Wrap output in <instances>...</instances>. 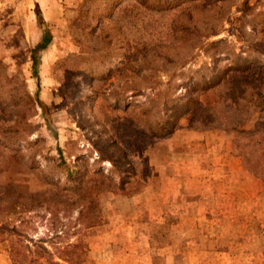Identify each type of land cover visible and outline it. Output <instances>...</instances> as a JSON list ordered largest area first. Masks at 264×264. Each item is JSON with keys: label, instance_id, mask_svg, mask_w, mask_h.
I'll list each match as a JSON object with an SVG mask.
<instances>
[{"label": "rangeland", "instance_id": "1", "mask_svg": "<svg viewBox=\"0 0 264 264\" xmlns=\"http://www.w3.org/2000/svg\"><path fill=\"white\" fill-rule=\"evenodd\" d=\"M243 1H233V16ZM248 1L264 10V0ZM81 2L0 0V130L18 129L11 142L0 136V222L10 217L12 188L36 201L35 211L27 214L35 216L33 239L44 237L51 222L74 226L78 210L88 202L70 201L77 191H71L65 166L56 167L61 157L68 167L76 165L96 179L103 174L92 196L96 208L84 217L98 216L100 222L83 239L88 248L83 264H264V198L242 192L232 170L241 167L251 179L261 180L251 172H264V113L226 109L228 85L200 92L211 53L192 52L171 27L175 20L188 21L181 13L187 5L143 17V23L152 22L146 29L140 17L135 27L107 23L106 34L112 35L104 38L90 27H71ZM37 15L49 39L36 51L34 65L31 52L42 40ZM199 17L193 10L194 21ZM122 32L140 38L138 47L147 33L155 34V48L146 59L124 65L115 57L118 48L127 49L125 41H117ZM219 38L234 44L226 34L209 41ZM107 52L113 55L109 64L102 58ZM187 91L198 106L177 120L172 134L153 137L140 109L160 96L166 110ZM11 96L19 102V117ZM26 98L31 99L29 112ZM166 113L160 117L167 118ZM199 133L207 138L197 165L187 146ZM208 144L215 147L217 160ZM213 161L220 169L215 173ZM67 204L70 212H65ZM51 211L58 213L54 220ZM0 264H11L1 236Z\"/></svg>", "mask_w": 264, "mask_h": 264}, {"label": "trees", "instance_id": "2", "mask_svg": "<svg viewBox=\"0 0 264 264\" xmlns=\"http://www.w3.org/2000/svg\"><path fill=\"white\" fill-rule=\"evenodd\" d=\"M233 1L82 0L71 27L81 30L90 27L92 33L97 32L98 36H102L107 33V23L122 21L135 27L136 20L140 17L142 28L146 29L148 26H152V22L143 23V17L164 16L187 5L181 13L184 19L188 18V21L175 20L171 23V27L175 35L180 34L192 52L196 48H203L205 53H211V64H207L209 68L204 67L209 74L200 81V92H207L219 86L228 85L226 109H233L241 113L250 109L264 113V10L257 11L256 7L251 5L248 0H244L236 8L237 15L233 16L230 13ZM193 10H197L200 14L197 21L192 18ZM116 17L119 20H116ZM197 22L201 23L202 27H196L194 23ZM37 23L42 31V40L31 52V61L34 65L36 64L34 56L36 51L43 49L49 39L46 24L39 15H37ZM147 34L149 38L140 47H138L140 38L134 39L123 32L119 34L120 37L117 41H125L127 49L120 51L121 48H118L119 52L116 53L115 57L123 58L124 65H127L130 60L138 62L139 59H146L149 56V50L155 48V46H151L155 34ZM221 34L233 38L234 44L226 41L225 38L209 41ZM111 35L108 33L104 38L111 37ZM113 35L115 36V34ZM110 37L107 42L111 45L114 42ZM100 38L104 40V38ZM112 57L111 52L102 56L108 64L111 63ZM221 63L224 65L220 66ZM137 70V73H141L143 71L142 65H137ZM121 100L119 98L115 101L114 109H120ZM11 101L13 102V111H15L14 115L19 117L20 110H17L19 102L15 101L13 96H11ZM182 101L185 102L182 103ZM25 102L26 110L29 112L31 99L26 98ZM172 102V107L164 110L161 108L162 103L159 96L150 101L147 107L140 109L144 123L153 137L163 138L172 134L177 120L188 114L199 103L198 100L192 99L190 91H187L185 97L176 98ZM125 108L126 104L123 105L124 110ZM162 111L167 112V118L160 117ZM230 130L233 131L234 129ZM17 133L18 129L14 126L0 130V136L9 142H11V137ZM261 157L264 158V154ZM107 161L112 163L111 160L107 159ZM59 162L56 167L65 166V178L73 182L74 185L71 191H77L75 197H71L70 201H76V204H79L80 201L86 200L88 204L78 210L74 226L66 227L62 223L57 226L58 221L51 222L44 237L33 239L30 236V231H33L35 216L27 217V214L35 211L36 207L33 202L36 201L33 196L20 195L10 188L11 193L7 195V200L10 201L7 208L10 217L6 222H0V236L7 242L11 264H83L86 260L88 248L83 239L92 227L99 224L100 217L95 216L91 219H84V217L89 215V210L96 208L92 196L100 182L102 184L103 174H97L98 179H96L94 174L90 176L87 174L88 171H82L76 165L71 168L68 167L61 157ZM251 173L264 181V172L263 174ZM2 195L3 189H0V197ZM68 205L65 206L67 208L65 212L71 210L72 205ZM49 214L53 220L58 215L56 211H51ZM70 230H72L71 235H69ZM71 239H73L72 242Z\"/></svg>", "mask_w": 264, "mask_h": 264}, {"label": "crops", "instance_id": "3", "mask_svg": "<svg viewBox=\"0 0 264 264\" xmlns=\"http://www.w3.org/2000/svg\"><path fill=\"white\" fill-rule=\"evenodd\" d=\"M193 138H195V140H193V142H191V144L189 146H187L188 148H190V150L192 152H194V155H195V158H190V160L192 162L196 163L197 165H200L202 159L201 160H199V159H200V155L202 154L204 146H205L204 139L207 138V136L199 133V134L193 135ZM208 146H209V153H212L214 156L213 160H215V159L217 160L218 158H216V155L214 154L215 153V150H214L215 147H213L211 144H208ZM213 165H214V161H213ZM240 168H238V167H235V168L233 167V169L230 168L233 170V172H235V176L238 178L237 181L240 182V186H243V189L240 187H239V189L242 192H244V190H248L249 193L251 194V196L257 197V199H259V200L263 199L264 198V182L261 180L251 179L246 174V172ZM210 169L213 173H215L217 170H220L215 165L213 167H211ZM232 174H234V173H232ZM212 178H215V175H212ZM239 193H241V192L239 191Z\"/></svg>", "mask_w": 264, "mask_h": 264}]
</instances>
